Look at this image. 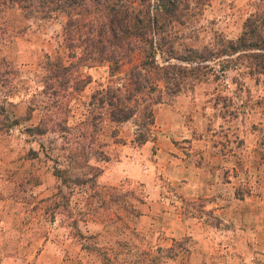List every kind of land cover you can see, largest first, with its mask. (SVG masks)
Wrapping results in <instances>:
<instances>
[{
	"label": "rangeland",
	"instance_id": "obj_1",
	"mask_svg": "<svg viewBox=\"0 0 264 264\" xmlns=\"http://www.w3.org/2000/svg\"><path fill=\"white\" fill-rule=\"evenodd\" d=\"M261 4L211 0L184 29L183 46L198 48L214 32L234 37ZM63 22L62 12L39 18L0 5V55L15 70L0 84V264H103L101 251L110 264H264V79L236 86L235 71L208 62L219 77L163 94L142 143L136 113L102 116L88 144L90 94L124 84L128 66H79L90 78L83 89L52 96L43 77L48 59L67 62ZM54 168L82 182L69 192ZM147 201L158 213L149 230Z\"/></svg>",
	"mask_w": 264,
	"mask_h": 264
},
{
	"label": "trees",
	"instance_id": "obj_2",
	"mask_svg": "<svg viewBox=\"0 0 264 264\" xmlns=\"http://www.w3.org/2000/svg\"><path fill=\"white\" fill-rule=\"evenodd\" d=\"M210 1L0 0V5L16 7L24 16L39 18L63 13L61 43L67 51V62L60 57L48 59V71L43 77L54 97L81 91L90 81L88 75L76 74L79 66L93 67L106 62L112 72L128 66L124 84H98L90 94L88 114L81 121L82 137L91 143L102 116L122 122L137 113L142 122L137 124L140 132L135 140L142 143L145 138L141 131L152 123V107L162 100L163 94L192 88L210 74L212 80L219 77L208 62L218 65L220 72L235 71L231 80L236 86L240 85V77H248L254 83L264 79L262 4L247 13L234 37L214 32L198 48L183 46L184 29ZM14 74L15 70L0 55V84L7 85ZM9 125L5 122L4 128ZM61 127H66L64 122ZM37 130L40 134L45 131L39 127ZM82 165H86V160ZM90 168L96 174L101 172L98 167ZM64 172L54 168L53 173L72 192L82 181L70 179ZM76 234L80 240L84 238L79 232ZM84 247L93 253L87 244ZM96 255L101 256L103 264H110L105 251Z\"/></svg>",
	"mask_w": 264,
	"mask_h": 264
},
{
	"label": "crops",
	"instance_id": "obj_3",
	"mask_svg": "<svg viewBox=\"0 0 264 264\" xmlns=\"http://www.w3.org/2000/svg\"><path fill=\"white\" fill-rule=\"evenodd\" d=\"M146 185L148 186V192L150 189H153V191H152L153 193L149 194L148 197L156 196L157 190H155V189H158V188L153 185L152 181L150 180L149 175H146ZM147 203H150V208L148 209V207L146 206V215H145V217H146V230L148 229L149 225L152 222H154L158 217V213L152 208L153 204H151L150 201H147ZM165 235H166V237H168L169 235H172V233L169 232V229H168V231H165L164 236L163 235L157 236V234H156V237L153 238L154 247L158 246V245H165L166 244L165 243V241H166Z\"/></svg>",
	"mask_w": 264,
	"mask_h": 264
}]
</instances>
